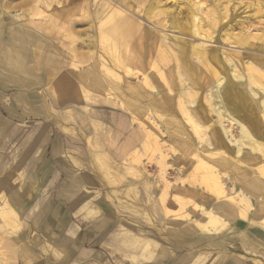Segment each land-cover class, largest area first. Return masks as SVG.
Wrapping results in <instances>:
<instances>
[{"label":"bare ground","instance_id":"6f19581e","mask_svg":"<svg viewBox=\"0 0 264 264\" xmlns=\"http://www.w3.org/2000/svg\"><path fill=\"white\" fill-rule=\"evenodd\" d=\"M83 5L84 1L81 0L70 9H57L59 19L51 22L52 29L47 24L31 22L13 31L11 37L6 36L1 23L7 18H0L1 72L13 76L21 86L42 84L45 71H50L46 73L49 80L53 76L50 63L76 68L80 49L87 50L92 54L93 62L83 72L75 73L83 84L77 90L95 113H113L114 128L125 123L128 130L133 132L130 148L135 159L126 170L134 177L133 184L128 187L129 193L137 194L139 201L153 212L167 207L185 211L190 226L210 235L217 234L219 226L223 228L225 223L260 220L264 225L263 218H252L250 214L254 206L252 198L264 196V63L255 61L264 57V51L251 48L247 50L250 56L242 55L241 60L238 58L240 61L214 57L208 53V46L202 45L210 41L209 34L202 27L203 19L192 14L187 19L190 21L189 27L178 32L182 37H175L176 43L166 38L161 45L164 52L171 53L175 62L171 70L173 82L165 73L167 66L158 68L151 62L148 66L145 56L137 58L131 54L129 42L123 45L122 54L117 53L112 60L114 67L121 70L116 73L108 70V60L96 58L95 49L99 31L106 43L110 44L109 41L114 40L112 37L127 43L125 34L121 32L126 25L121 24L117 13L109 15L110 12L103 19L102 25L107 26L103 29L98 25L100 20L96 12L81 20L70 19L74 14L73 7L84 9ZM2 6L4 4L0 1V11ZM92 7V2H89V10ZM108 8L112 9L110 5ZM128 24L132 28L135 23L128 21ZM174 25L172 23L170 28L174 29ZM87 26L86 34L77 31V28ZM58 27L65 29L63 34L56 33ZM83 35L87 36L85 40L82 39ZM195 37L206 41L200 43L197 51H192L193 57L190 58L186 48L189 41L186 39ZM110 47L117 51V47ZM64 50L68 52L67 56H63ZM47 51L49 55H46ZM167 53L161 54L166 58L163 59L165 65L170 63ZM236 56L240 55L237 53ZM236 56L233 57L236 59ZM28 59L29 63L26 62ZM79 60L82 62L83 59ZM95 67H100L108 76L115 78L112 93L107 91L108 85L102 81L105 78ZM120 73L128 82L129 94L121 92ZM148 75L159 77L157 79L163 82L159 80L154 85ZM65 80L70 81V78ZM163 101L176 103L179 111L169 104L170 112L165 113ZM74 103L77 104L76 101ZM145 116L157 126L156 130L150 131L142 124L140 120ZM159 119L165 120L159 125ZM98 152L95 155L97 164L110 177L113 169L111 155L103 149ZM155 166L159 171L156 179L149 174ZM242 168H245V174L240 173ZM173 175L179 176L175 183L170 181ZM183 176L186 177L181 179ZM263 206L264 203H260V208ZM258 211L255 209V212ZM10 215L15 214L9 211L0 217L7 220ZM95 216L93 211L88 212V218L95 219ZM143 245L146 253L154 256L155 244L147 241Z\"/></svg>","mask_w":264,"mask_h":264},{"label":"crops","instance_id":"0c3cea01","mask_svg":"<svg viewBox=\"0 0 264 264\" xmlns=\"http://www.w3.org/2000/svg\"><path fill=\"white\" fill-rule=\"evenodd\" d=\"M68 98L51 106H38L33 95L26 99L17 93L11 103L0 98V208L7 206L15 214L10 222L0 219V246H17L9 264H108L106 248L121 264H227L229 257L232 264H247L228 255L231 244L234 250L239 245L254 252L261 248L260 231H252V242L246 223L229 224L238 235L229 237L222 229L210 235L188 220L164 217L163 208L151 211L128 192L134 181L121 168L115 181L111 174L99 171L97 176L91 170L96 153L103 149L112 161L118 156L123 166L132 155L133 132L119 136L111 111L88 114L72 108ZM107 178L111 186L120 184L118 178L125 180L131 204L123 208L119 200L110 201L121 192L108 188ZM89 211L96 213L95 219L87 217ZM147 241L155 244L152 257L143 245ZM0 264H5L2 258Z\"/></svg>","mask_w":264,"mask_h":264},{"label":"rangeland","instance_id":"374dc122","mask_svg":"<svg viewBox=\"0 0 264 264\" xmlns=\"http://www.w3.org/2000/svg\"><path fill=\"white\" fill-rule=\"evenodd\" d=\"M0 1L2 4H4V6H2V9H1L2 12L0 11V18H7L1 22L2 27L5 30L6 36L11 37L14 34L13 31L18 30L17 28H19L20 26H23L25 24H30L31 22L47 24L48 28L52 29V26L50 25L51 22L59 19L57 16V9H60L62 7H64L65 9H70L71 6L80 3L81 0H0ZM83 1H84V5H83L84 9H82L81 7L79 8L73 7L74 14L73 16H70V19L81 20L83 18H86L92 12H96L100 20L98 22V25H100V27L103 29L107 27V26L102 25L103 19L105 18V15H107V13L110 12L109 15H112L113 13L114 14L117 13V15L119 16V20H121V24L126 25L125 27L122 28L123 30H121V32L122 34H125L127 43L122 42L121 40L115 37H112L114 40L109 41L110 44L108 42L106 43L101 38L102 32L99 31V40L97 42L98 43L97 48L95 49V54L97 56L96 58L98 60L99 59L104 60V61L108 60L111 63V64L107 63L108 65L106 64L108 67V70L115 71L116 73H118L119 72L118 70L120 69H116L114 67L112 60L114 59L116 55L122 54L123 45L126 46V44L128 45V42H129L128 47L130 49L131 54L136 55L137 58H141L145 56V58L148 59L147 60L148 66L150 62L152 64H156L155 66H157L158 68L167 66L165 68V73L167 72L166 73L167 77L169 76L171 78L170 79L168 77L169 81L172 80L173 82L174 75H173V72H171V70H173V67L175 66V62L172 59L173 58L172 55H170L171 53L164 52L165 49L161 47V45L162 43H164V41H166V38H170V40H172L173 43H176V39L182 37L180 33L178 32H181L182 29H186L189 27L190 21L187 19L192 14L198 15L201 19H203L202 27H203L204 32L207 33V35L209 34L208 37L210 41L205 42L206 40H203L200 37L192 38L193 40L191 38L186 39L187 41H189V44L186 45L189 57L191 56L192 51L195 52L197 51L196 48L201 47L200 43L202 44L203 42L205 43H203L202 45L205 44L208 46V49H207L208 53L211 55H215L214 57H217L218 59H225L227 57L231 60L240 61L242 59V55L250 56L249 55L250 53L248 51L251 50V48H257L258 50L264 51V42H263L264 41V0H92V1L83 0ZM89 2H92V5H93L91 10H89L88 8ZM109 5L112 8L111 10L108 8ZM174 17L176 18L178 17V18L176 19ZM128 21L132 22V24L135 23L134 25H132V28L128 24ZM172 23L175 24L174 29L170 28ZM66 27H68V25ZM87 28L88 26L81 27V28L79 27L77 28V31H80L86 34ZM64 30L65 29L58 27L56 29V33L63 34ZM235 37H237L238 39ZM86 38L87 36H84V35L82 36V39L85 40ZM199 45L200 47H198ZM110 46L117 47L116 49L118 52L117 51L115 52V50H113L112 47ZM191 47L193 50L191 49ZM231 51L233 52L234 55L231 54ZM79 52L81 55L79 54L78 56V61L80 62V63L78 62V65H77L78 67L76 66L75 68L73 66H67L64 64L57 63V62L50 63L49 67L53 73L51 80H49V78L46 75V73L50 72L49 70H47L43 73L44 75H42L43 84L41 86L37 84L31 90L28 87H25V88L17 87L18 85H20L17 82V80L13 76H9V75L6 76L4 73H2L3 71L0 69V98L3 97L6 99L8 103H11L13 102L17 93H20L23 96H26V99H30V95H33L36 98V100H38V106L43 103L50 104L51 106V103H54L55 100L62 101L64 100V98L66 99L68 95L69 96L68 101L72 103L71 105L72 108H75L78 110L83 109V111H85L88 114H95V112L91 109V107L88 106L89 104L87 105L86 101L84 100L85 98L83 94H80V92L77 90L79 89V87H82L83 84L79 81L78 77L75 76V73L78 74L80 72H83L93 62V58L91 56L92 54L88 53L87 50H84V49L82 50L80 49ZM67 53L68 52L64 50L63 56H67ZM163 53L168 54L167 59H169L168 62H170L169 63L170 66L167 64L166 65L163 64V63H166V61H164L166 58L164 59V57L161 55ZM237 53L240 55L239 57L236 56ZM49 54L50 52L47 51L46 55H49ZM178 55L179 54H177V56ZM231 55H233L234 57L236 56V59ZM79 59H83L82 62ZM160 60H162V62H160ZM29 61L30 60L28 59L26 62L29 63ZM255 61H263L264 63V57L262 59H255ZM97 68L96 70L99 71L101 77L105 78V79H102V81L107 83L108 85L107 91H110L112 93V82L115 78H112V75L108 76L106 73H104V71L100 67H97ZM203 70L205 71L204 68ZM122 76L123 74L120 73L119 85H120L121 92L129 94V91L127 89L128 82L125 79H123ZM148 76L150 77L153 84L157 85L158 81L160 80V79H157L159 77H155V76L153 77L150 75ZM7 78L11 79L13 81L12 84L14 85H9ZM66 78H70V81L65 80ZM160 82H163V81L160 80ZM45 83H48V85ZM69 85L72 86L73 88L70 87ZM95 94H98V93H95ZM72 96L75 98L78 97L79 99L77 101L78 102L82 101L83 105L81 104L80 106V105L75 104L74 103L75 98H73ZM74 104L77 106H75ZM163 104H164L163 105L164 110H166L165 113H169L170 110L168 109V105L171 103L167 104V102L163 101ZM173 105L174 104H171V107L172 108L175 107V109L179 111V108L176 105V103L174 106ZM54 113H56V111H54ZM164 120L165 119H162V120L159 119L158 121L159 125L161 124L162 121L164 122ZM140 121L150 131L151 130L154 131V129L155 130L157 129V126L153 125V123L150 121L148 116H145ZM114 129L117 132V134H119V136H121L123 131L128 130L125 123L121 125H117V127H115ZM104 132H106V130L102 131V133ZM134 159L135 158L133 157V155H131L130 158L124 162L123 166L120 164L119 159L117 160V158L111 161V167L113 168L111 170V175H112L111 180L115 181L117 178V175L121 174L120 168H121V171L124 177L126 176V178L128 177V178L134 179L133 176H131L130 174H127L126 172L127 167L133 164ZM114 164L116 166H114ZM117 167L119 169L116 170ZM91 170L97 176L99 175V171L103 175L106 176V173L104 172V170L99 168L97 161H96V165H93V167L91 166ZM115 171H118V174ZM244 172H245V168H242V171L240 173L245 174ZM149 174L151 175V177H154L156 179L159 175L158 166L157 167L155 166V168L150 170ZM241 176L243 177V175ZM178 177L179 176L177 175H173L170 181L175 183ZM185 177L186 176H183L181 177V179ZM109 180L110 179L108 178L106 179L107 184ZM124 182L125 180L120 181V179L118 178L117 183H120L118 186H111L108 184V188L110 189L111 187L120 188L121 195L119 196V198L113 196L110 198V201L116 202V204H119V202L116 201V199L119 200L120 201L119 205L122 206L123 208H125L127 204H131L132 202V198L129 197V195H127V192L124 188V184H125ZM113 184H116V182ZM239 185L242 186L241 183H239ZM158 198H159V195H158ZM252 200H254V206L250 210L251 217L254 218L255 216H257L258 218L264 219V216H263L264 206L260 208V203H264V196L262 195L260 198H252ZM1 204L2 202L0 201V205ZM167 208L168 209L163 208L164 210L163 215H165L166 218L180 220L182 222L186 221L187 218H186L185 211H180L179 209H174V208H169V207ZM255 209L259 211L255 212ZM3 213H9V209L7 206L5 208H0V216ZM13 216L10 215L7 220L3 219L2 217H0V219L4 222H10ZM89 219H93V218H89ZM240 223H243V222L240 221ZM225 224L226 225L223 226V228L219 226L218 233L221 232V229H222L226 234H228L227 236L229 237L239 234L238 231L234 230L236 228L235 225L229 226V223H225ZM246 225L250 226V228L246 231L251 232V234L248 237H250V240L252 242L256 238L252 236L253 230L260 231V237L264 239V225L262 224L260 220L258 222H251V223L247 222ZM251 227H254V228L256 227V229L251 228ZM242 229L244 230L245 228L241 227L240 230ZM234 247L235 245L231 244L230 246L231 251L230 250L228 251V255L231 256V258L241 259L245 263L247 262V264H254V263L264 264V244H262L261 248L257 249V251L255 252L253 248H250L249 250L245 248V246L243 247L239 245L236 247L237 249L235 250H234ZM239 247H243L242 250L241 249L238 250ZM16 248L17 246L11 249L9 248V246L7 247L0 246V258H2L5 264H9L10 258L17 255ZM104 252H106L107 257L109 258L108 264H121V262L115 256L109 255V249L107 248L104 249ZM226 263L232 264L230 257L226 259Z\"/></svg>","mask_w":264,"mask_h":264}]
</instances>
